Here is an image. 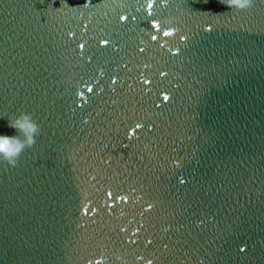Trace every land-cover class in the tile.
I'll use <instances>...</instances> for the list:
<instances>
[{"label": "water", "instance_id": "95a60500", "mask_svg": "<svg viewBox=\"0 0 264 264\" xmlns=\"http://www.w3.org/2000/svg\"><path fill=\"white\" fill-rule=\"evenodd\" d=\"M21 112L0 264H264V0H0Z\"/></svg>", "mask_w": 264, "mask_h": 264}, {"label": "clouds", "instance_id": "9594fccd", "mask_svg": "<svg viewBox=\"0 0 264 264\" xmlns=\"http://www.w3.org/2000/svg\"><path fill=\"white\" fill-rule=\"evenodd\" d=\"M228 9L243 11L251 7L252 0H219ZM6 119L7 128L11 129V134L0 133V162H7L14 166L20 154L25 148L32 147L39 135V125L28 113L21 112L9 117L0 116Z\"/></svg>", "mask_w": 264, "mask_h": 264}, {"label": "snow or ice", "instance_id": "6c2138e0", "mask_svg": "<svg viewBox=\"0 0 264 264\" xmlns=\"http://www.w3.org/2000/svg\"><path fill=\"white\" fill-rule=\"evenodd\" d=\"M152 6H153L152 4H148V7H149V8H151ZM124 19H127V18L125 17ZM154 27H157V29L159 28V26H158V25H154ZM209 30H210V29H209ZM164 35H165V36H167V35H170V33H169V32H167V31H165V32H164ZM152 39H153V40H155V39H156V37H155V36H153V37H152ZM104 43H105V44H107V41H104ZM79 47L82 49V48L84 47V45H83V44H81V45H79ZM89 91H91V89H89ZM241 251H244V249H241Z\"/></svg>", "mask_w": 264, "mask_h": 264}]
</instances>
